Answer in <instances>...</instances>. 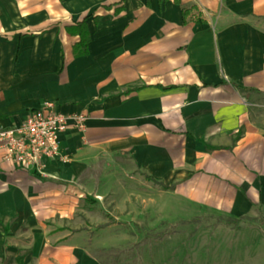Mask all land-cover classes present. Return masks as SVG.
Wrapping results in <instances>:
<instances>
[{
    "label": "crops",
    "instance_id": "crops-1",
    "mask_svg": "<svg viewBox=\"0 0 264 264\" xmlns=\"http://www.w3.org/2000/svg\"><path fill=\"white\" fill-rule=\"evenodd\" d=\"M79 21L73 60L63 30ZM45 103L84 128L58 137L66 163L41 178L0 152L10 264H96L83 247L99 209L149 223L143 178L181 219L246 221L264 243V0H0V129Z\"/></svg>",
    "mask_w": 264,
    "mask_h": 264
},
{
    "label": "rangeland",
    "instance_id": "rangeland-1",
    "mask_svg": "<svg viewBox=\"0 0 264 264\" xmlns=\"http://www.w3.org/2000/svg\"><path fill=\"white\" fill-rule=\"evenodd\" d=\"M155 192L148 224L147 217L136 226L117 224L109 209H99L103 225L87 226L88 240L83 247L96 264H244L250 260L264 264L263 238L249 229V222L234 226L210 215L181 219L177 201L163 199L156 188ZM144 213L141 210L142 216ZM9 243L1 251L0 264L13 260L5 257ZM12 244L19 245V241Z\"/></svg>",
    "mask_w": 264,
    "mask_h": 264
},
{
    "label": "built area",
    "instance_id": "built-area-1",
    "mask_svg": "<svg viewBox=\"0 0 264 264\" xmlns=\"http://www.w3.org/2000/svg\"><path fill=\"white\" fill-rule=\"evenodd\" d=\"M84 122L82 116H62L53 104H42L26 112L18 126L0 129L1 161L41 178V163H66L59 153L58 137L66 130L81 133Z\"/></svg>",
    "mask_w": 264,
    "mask_h": 264
},
{
    "label": "trees",
    "instance_id": "trees-1",
    "mask_svg": "<svg viewBox=\"0 0 264 264\" xmlns=\"http://www.w3.org/2000/svg\"><path fill=\"white\" fill-rule=\"evenodd\" d=\"M157 3L159 0H156ZM171 3L173 6H177V0H171ZM180 12V20H181V26L185 25V18L187 16L186 12H183L182 10ZM64 34L69 38H74L76 40V43L70 48L69 55L70 58L75 60L78 58L85 57V47L88 43L87 35L83 26V21H79L69 27L64 28ZM143 181L146 183H149L150 185L156 187L157 189H160V186L154 184L151 180L143 178ZM161 190V189H160Z\"/></svg>",
    "mask_w": 264,
    "mask_h": 264
}]
</instances>
